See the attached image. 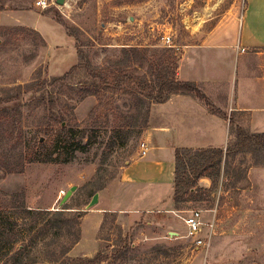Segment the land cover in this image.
<instances>
[{
	"label": "rangeland",
	"instance_id": "rangeland-1",
	"mask_svg": "<svg viewBox=\"0 0 264 264\" xmlns=\"http://www.w3.org/2000/svg\"><path fill=\"white\" fill-rule=\"evenodd\" d=\"M56 1L0 0V223L7 237L17 240L10 247L6 240L0 242V264H14L15 251L38 235L37 227L28 232L31 219L21 225L20 204L66 212L63 217L72 225L62 222L61 229L39 237L23 253V264H75L98 254L105 258L101 264H264V151L224 160L220 175L209 178L211 188L198 181L174 213H135L151 202L143 200L150 189L139 194L123 183L122 174L140 157L143 116L153 100L140 96L141 104L123 91L87 94L77 82L96 84L82 69L70 81L54 82L85 61L95 68H124L154 82L150 67L161 63L159 57L167 62L169 49L179 62L185 45L218 37L237 41L236 30L229 31L236 19L238 41L248 45L252 28L262 34V0H67L63 6ZM219 25L227 34L214 37ZM166 35L172 37L169 46L163 41ZM224 55L226 51L209 50L203 58L211 66L221 63L240 84L246 60L255 59H237L232 72L234 59L224 61ZM62 128L70 132L69 142ZM53 150V158L70 161H48ZM30 156L39 161L30 163ZM24 160L23 173H10ZM96 193L99 203L88 211ZM17 195L19 205L12 202ZM196 210L207 225L203 236L212 233L209 250H197L188 236L184 219ZM74 232L80 241L62 256L60 243L70 241ZM53 241L56 253L47 247Z\"/></svg>",
	"mask_w": 264,
	"mask_h": 264
},
{
	"label": "crops",
	"instance_id": "crops-1",
	"mask_svg": "<svg viewBox=\"0 0 264 264\" xmlns=\"http://www.w3.org/2000/svg\"><path fill=\"white\" fill-rule=\"evenodd\" d=\"M262 13L264 16V11ZM244 18L243 15L241 21L244 22ZM237 20L229 29L236 30L237 41L234 38L228 42L218 37L213 42L209 39L201 45H185L178 62L177 79L194 83L216 112L195 96L183 94L171 95L166 102L151 105L148 127L143 135L147 154H139L140 157L130 162L122 174L123 183L137 189L139 194L144 189H150L143 200L153 204L150 202L137 207L133 210L135 213L175 212L173 199L177 150L226 151L229 144L236 141V134L234 140L232 137L238 128L251 135L264 133V24L261 35L258 34L259 28L250 30L246 38L248 45L243 46L238 41ZM225 30L224 26L219 25L213 31V36L227 34ZM209 50L226 51L224 61L228 57L234 59L232 72L237 59L252 56L255 60L245 59L247 68L239 84V80L232 79L233 73L226 74L221 63L211 66L210 60L203 58ZM218 59L220 61L222 56ZM199 183L205 189L212 186L208 177L201 178Z\"/></svg>",
	"mask_w": 264,
	"mask_h": 264
},
{
	"label": "trees",
	"instance_id": "trees-1",
	"mask_svg": "<svg viewBox=\"0 0 264 264\" xmlns=\"http://www.w3.org/2000/svg\"><path fill=\"white\" fill-rule=\"evenodd\" d=\"M173 52V49H169L165 52L164 57L167 58V62L163 63L162 57H159V64L153 63L150 67L152 70L153 81L148 80L146 75L144 77H140L134 74V72H128V70L122 68L118 71H112L104 68H95L92 67L87 61L83 64L77 65L73 67L67 74L63 77L55 79L54 82L59 83L62 81H70L73 77H75L78 73V70L85 73L87 79L93 81L95 86H88L84 82H77V85H82L85 88V93L93 94L94 92L101 93L103 91H112V92H121L123 93H132L136 98L139 99V102L144 104L142 99H150L153 100L154 103L160 104L166 102L171 95L174 94H183V95H192L204 102V104L211 108V104L207 97L201 92V90L192 82H182L177 79V70H178V61L177 58L172 57L170 53ZM169 56V57H168ZM150 71V70H149ZM152 79V80H153ZM137 88L139 90V94L134 92L132 89ZM142 96V99L139 97ZM213 112H216L211 108ZM150 117V107L147 109L143 116V125L142 130H145L148 127ZM62 134H66V138L64 141L69 140V131L65 128L61 130ZM236 141L229 144L226 151L223 149H179L176 152V171H175V183H174V201L175 208H178V204L183 202V196L187 195L191 191H195L198 181L203 177L213 178L215 176H219L221 173V166L224 160L233 155H236L245 151L253 152H263L264 151V133L263 134H248L243 129L238 128L235 132ZM69 142V141H68ZM79 146L81 143L79 142ZM78 146V147H79ZM43 150H46V146L43 145L41 147ZM56 151H50L49 160L48 161H56L59 163H68L70 159L65 158L62 159L61 155L53 158ZM37 155V154H36ZM29 157V161L36 162L39 160V157L32 158ZM188 158V159H187ZM27 159V158H26ZM25 161L18 163L15 168L10 170V173H23L25 170ZM214 184V181H213ZM191 201V200H189ZM19 205L20 199L19 195L15 196L12 201ZM17 208V207H15ZM20 209L21 225H26V220H32V223H28L30 228H28V232H32L34 228H38V235L34 236L32 240L29 242L24 241V244L15 251L12 259L14 264H23L25 258L23 253L35 245L39 239V237L43 236L42 239H45V235H48L50 232L52 233L55 229H61V224L63 222L64 225H68L70 228L71 220L68 218L65 220L63 216H65L66 212L63 211H36L29 209L24 206V204H20L18 206ZM49 218V219H48ZM75 220H78L75 218ZM6 227L0 223V242L6 240L9 247L17 241L15 238L11 239L6 235ZM15 233L13 232V235ZM72 239L70 241H63L60 243L62 256H66L70 250L80 241V233L74 232L71 234ZM56 244V241L50 244H47L49 249H53L55 252L57 248H51ZM1 247V246H0ZM1 250V248H0ZM56 253V252H55ZM54 255V254H53ZM52 261L57 262L59 257L56 255L53 256ZM105 258L102 254H98L95 258H79L74 260L75 264H101L103 263Z\"/></svg>",
	"mask_w": 264,
	"mask_h": 264
},
{
	"label": "built area",
	"instance_id": "built-area-1",
	"mask_svg": "<svg viewBox=\"0 0 264 264\" xmlns=\"http://www.w3.org/2000/svg\"><path fill=\"white\" fill-rule=\"evenodd\" d=\"M42 5L44 7H47V2H42ZM163 41L166 45H171L172 37L170 35H166L163 37ZM243 52H245V49H242ZM141 155L145 156L147 154L148 148L146 144L143 142L141 143ZM184 222L188 229V236L193 239L194 243L196 244L197 248H202L204 251L209 250L211 248V234H207V236L204 235V228L205 225L202 219V211L196 210L189 212L188 216L184 219ZM214 224V223H213ZM210 225L211 229L214 227V225Z\"/></svg>",
	"mask_w": 264,
	"mask_h": 264
},
{
	"label": "water",
	"instance_id": "water-1",
	"mask_svg": "<svg viewBox=\"0 0 264 264\" xmlns=\"http://www.w3.org/2000/svg\"><path fill=\"white\" fill-rule=\"evenodd\" d=\"M66 1L67 0H57L56 4L58 6H63V5L66 4ZM76 189H77V187L74 186L65 194V196L63 197V199L61 200V203H60L62 206L65 205L68 202L69 198L72 196L73 192H75ZM99 196H100L99 193H96L94 195V197L92 198L90 204L87 207L88 211L99 203ZM57 211H59V210H57Z\"/></svg>",
	"mask_w": 264,
	"mask_h": 264
}]
</instances>
